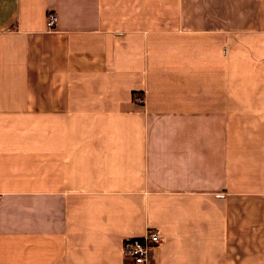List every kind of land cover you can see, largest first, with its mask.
Instances as JSON below:
<instances>
[{
  "label": "crops",
  "instance_id": "obj_1",
  "mask_svg": "<svg viewBox=\"0 0 264 264\" xmlns=\"http://www.w3.org/2000/svg\"><path fill=\"white\" fill-rule=\"evenodd\" d=\"M0 193V264H264V0H0Z\"/></svg>",
  "mask_w": 264,
  "mask_h": 264
},
{
  "label": "built area",
  "instance_id": "obj_2",
  "mask_svg": "<svg viewBox=\"0 0 264 264\" xmlns=\"http://www.w3.org/2000/svg\"><path fill=\"white\" fill-rule=\"evenodd\" d=\"M56 23V15H49L48 24L53 27ZM2 194L0 193V200ZM163 234L159 229L150 230L140 237L129 238L124 243V254L132 259L135 264H149L150 254L154 247L159 245Z\"/></svg>",
  "mask_w": 264,
  "mask_h": 264
}]
</instances>
